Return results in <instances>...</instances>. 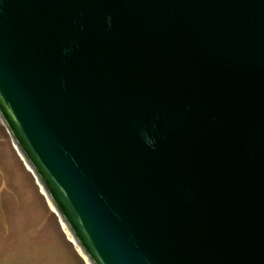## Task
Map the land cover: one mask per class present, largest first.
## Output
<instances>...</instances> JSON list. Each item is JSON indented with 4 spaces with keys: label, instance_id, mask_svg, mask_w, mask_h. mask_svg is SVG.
I'll return each mask as SVG.
<instances>
[{
    "label": "water",
    "instance_id": "water-1",
    "mask_svg": "<svg viewBox=\"0 0 264 264\" xmlns=\"http://www.w3.org/2000/svg\"><path fill=\"white\" fill-rule=\"evenodd\" d=\"M0 116L94 264H264V0H0Z\"/></svg>",
    "mask_w": 264,
    "mask_h": 264
},
{
    "label": "rangeland",
    "instance_id": "rangeland-1",
    "mask_svg": "<svg viewBox=\"0 0 264 264\" xmlns=\"http://www.w3.org/2000/svg\"><path fill=\"white\" fill-rule=\"evenodd\" d=\"M15 142L0 116V264H94Z\"/></svg>",
    "mask_w": 264,
    "mask_h": 264
},
{
    "label": "bare ground",
    "instance_id": "bare-ground-1",
    "mask_svg": "<svg viewBox=\"0 0 264 264\" xmlns=\"http://www.w3.org/2000/svg\"><path fill=\"white\" fill-rule=\"evenodd\" d=\"M15 143H16V142H15ZM17 148H18V147H17ZM21 154H22V153H21ZM25 161H26V160H25ZM30 168H32V167H30ZM32 169H33V168H32ZM39 183H40V182H39ZM43 188H44V186H43ZM44 190H45V188H44ZM44 190H43V193H44ZM48 200H49V203L51 204V206L53 207V209L56 210V207L53 205L51 199L49 198ZM63 225H64V228H65V230H66L68 236L70 237V239L76 244L77 248H78V249L81 251V253L83 254V258H86V259H87V255L85 254V252H83V249H82L81 245L76 241V239H75L74 236L72 235L71 231L69 230L68 225H66V224L64 223V221H63ZM82 254H81V255H82ZM90 264H91V263H90Z\"/></svg>",
    "mask_w": 264,
    "mask_h": 264
}]
</instances>
